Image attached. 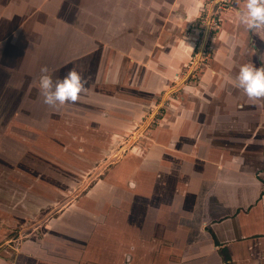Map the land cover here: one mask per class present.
Segmentation results:
<instances>
[{
  "label": "crops",
  "instance_id": "0c3cea01",
  "mask_svg": "<svg viewBox=\"0 0 264 264\" xmlns=\"http://www.w3.org/2000/svg\"><path fill=\"white\" fill-rule=\"evenodd\" d=\"M86 1L90 16L83 25L90 32L83 33L84 41L75 31L68 34V48L61 54L64 49L58 52L52 41L62 39L49 28L50 40L43 37L40 42L51 48L34 54L35 58H47L42 61L46 64L55 56L68 57L74 61L68 64V71L75 69L88 82L92 74L100 73L102 80L91 82L93 87L99 83L106 92L98 93L100 100L88 90L91 87L78 104L50 108L46 114L57 118L52 129H45L52 130L53 137L46 136L69 156L75 134L65 131L68 142L58 135L62 131L57 123L63 116L68 125L83 120L101 131L113 129L119 136L132 131L154 104L156 93L183 68L192 44L185 28L201 16L207 2ZM243 3L237 0L224 13L219 31L213 34L215 58L205 71L208 83L183 84L160 126L149 132L147 145L136 143L143 134L134 132L137 138L125 157L110 166L96 184L69 194L62 204L27 226L24 230L35 232L34 238L13 247L17 249L14 259L4 252L0 264H264V146L256 145L257 139L252 141V137L261 141L262 132H249L246 121L257 104L236 86L235 79L244 64L264 66V30L251 32L240 23ZM50 63L54 73L58 63ZM223 71L230 74L229 86L223 87L213 78L212 74ZM140 89L144 90L142 99ZM240 108L244 113L237 111ZM10 121L5 131L19 132L17 138H9L20 142L9 148L18 155L11 156V162L21 171H36V175L31 180L24 175L4 180L7 209L1 215L23 222L56 201L37 186L44 185L43 177L38 176L43 164L29 160L22 147L27 121L20 118L14 127ZM38 128L41 134L35 139L42 140L43 124L32 123L30 131ZM99 150L95 154L103 157L108 148ZM55 151L58 157L60 151ZM72 158H66L67 165L56 163L55 167H79ZM60 179L55 176L45 182L59 184ZM75 181L73 178L71 183ZM85 183L90 184L88 180ZM2 192L0 189V196Z\"/></svg>",
  "mask_w": 264,
  "mask_h": 264
},
{
  "label": "rangeland",
  "instance_id": "374dc122",
  "mask_svg": "<svg viewBox=\"0 0 264 264\" xmlns=\"http://www.w3.org/2000/svg\"><path fill=\"white\" fill-rule=\"evenodd\" d=\"M86 2V0H0V118L4 115V118L0 120V189H3L2 196H0V232H2V234H0V257L4 256L6 253L14 259L17 249L14 250L13 247L23 240L26 241L34 238L36 235L35 232L27 234V230H24L27 226H32L46 211L52 208L54 209V206L62 204L65 199L68 198L69 194L73 195L81 192L82 188H89L91 184V186H93L99 181V178L105 176L110 166H113L130 152L132 144L137 138V134L135 137L133 136L134 132L143 134L140 135L141 137L144 136L142 138L139 137L140 141L137 140L136 143L142 142V144L147 145L146 142L149 132L160 126L159 122L167 112L170 101L173 98H177L182 93L181 86L183 84L192 82L200 83L203 81L208 83L209 81V74L205 75V71H208L215 58V47L212 45V38L213 34L215 35L219 29L213 33L207 32L206 29L204 30L199 24V16L194 23H191L185 28L184 33L192 38L190 39L192 47L190 54L186 57L183 68L171 80L169 79V83L163 87L159 93H156L154 104L149 106L150 109H147L148 111L145 112L141 121L132 127V131L126 133L124 136H119L112 132L113 129H109L108 132L98 130L93 123L91 124L89 116L86 119L90 123L79 120L68 125L69 121L67 117L63 116L61 122L57 123L58 121H55V123L60 126L57 125V128L59 127L62 131L59 132L58 135L64 142H68V132L65 131L70 129V132L75 134V138L71 141L73 143L70 146L71 155L69 156V152L64 155L61 149H56L55 143H53L54 139H50L46 136L47 133L52 135H49L50 137H53L54 132L52 130H45L52 129V122L57 119L48 118L46 115L48 110L50 108L61 109L62 106L57 105L51 107L43 102V97L39 89V78L42 75L40 72L41 69L44 67H51L52 63L50 62H54L55 64L58 63L55 65L57 66V72L55 71L56 73L54 72V74L49 68L48 74H50L52 78L54 77L55 81L62 80L68 72V64L74 61L72 60V62H70L69 58L63 55L55 56L56 58H53L54 61L48 58L49 61L51 60L47 62L48 66L46 63L42 62L43 60L46 61L47 58H38V56L35 58L34 54L39 49H41L40 52H44V49L51 48V46L45 43L44 48L40 42L43 40V37L50 36L46 33L49 28L54 29L56 34L62 39L58 42L57 40L52 41V43L57 44L55 49H64L61 54L66 52L65 48H68L66 37L68 34H72L75 31L76 37L78 39L79 37L83 38L84 41L83 33L87 32L86 34H88L89 30H84L83 22L86 20V17L90 16ZM113 14H115L114 11ZM68 22L71 24H68ZM47 40H50V38L48 37ZM81 48H84V46ZM60 49L58 52H60ZM82 58L84 59V57ZM82 58L81 60H83ZM36 61H38V63H36ZM220 64L222 65V62H220ZM37 71L40 73L36 76ZM58 75L59 77H56ZM212 75L216 81L223 83V87L225 84L229 86L227 77H229L230 74L226 71ZM100 78V73H95L92 74L90 81L102 80ZM91 82L87 81L86 90L93 87ZM104 87H106V84H104L103 88ZM88 90L91 92L94 91L97 100H100L97 98L99 97L98 93L102 91L106 93L100 88L99 83ZM105 91L111 93L114 90L105 89ZM85 93L86 91L81 95ZM119 93H121V90H119ZM125 93L127 92L125 91ZM143 93L144 90L140 89L139 95L141 99L143 98ZM87 95L92 96L89 94ZM82 99L81 96L79 100ZM5 102L6 104H4ZM75 104H78V102ZM256 104L257 107L251 110L252 114L250 121L248 117L246 122L249 125V132H262L261 141L258 138L252 137V141L257 139V142L255 141L254 143L262 148L264 146V99L256 102ZM15 109H17V112L20 111V114L15 112ZM64 109L66 110V108ZM237 111L244 113L243 108ZM41 115L45 118L42 119ZM20 118L27 121V132L23 135L24 142H21L23 144L22 147L27 149V158L34 162L38 161L40 166L43 164V172H38V176L43 177L44 185L37 186L56 201V203L48 204L40 213L23 222L10 220L1 215L3 209H7L4 203L8 191H5L7 187H5L4 180L9 177L21 175H24V179L27 178V180H31V176L36 175V171L30 172V169L21 171L17 168L16 163L11 162V156L16 155L18 157V155L9 150L11 145L17 141L10 138L11 136L16 137L19 132H6L5 129H9L11 124L10 119L14 127V124L16 125L20 122ZM32 123L43 124V132H45V138L42 139L43 141L40 140L41 138L39 140L35 139L41 134L39 128L36 131H30ZM238 124L239 122H236V131L239 130ZM4 138H6V142ZM16 143L18 144L20 142L17 141ZM58 144L63 145L62 143ZM41 146L45 148L43 151ZM47 147L51 148L48 149L50 151L46 150ZM106 147L108 148V152L106 151V153H103V157L95 154V152L100 151L99 149L105 150ZM55 150L60 151L58 157ZM72 156V159H75V164H81L79 167L75 166L74 168L70 166V168L62 169H57L55 167L56 163L67 165L66 158H71ZM23 172L26 173L23 174ZM55 176L59 179L61 178L59 184H48L45 182V179ZM73 178L76 180L75 184L71 183L73 182ZM89 178L93 179L90 181ZM87 180L90 184L85 183ZM33 187L35 186L33 185ZM57 187L62 188L56 189ZM73 187L75 188L73 189ZM17 188L21 189L20 187ZM35 230L37 232L38 229ZM39 230L43 231V227L39 228Z\"/></svg>",
  "mask_w": 264,
  "mask_h": 264
},
{
  "label": "clouds",
  "instance_id": "9594fccd",
  "mask_svg": "<svg viewBox=\"0 0 264 264\" xmlns=\"http://www.w3.org/2000/svg\"><path fill=\"white\" fill-rule=\"evenodd\" d=\"M238 18L247 30L260 33L264 30V0H244ZM261 38L264 39V36ZM41 73L39 89L46 105L55 107L57 104H75L86 91L87 80L75 69H70L59 81L53 80L47 67L42 68ZM235 79L236 86L242 89L253 103L264 99V66L244 64Z\"/></svg>",
  "mask_w": 264,
  "mask_h": 264
},
{
  "label": "built area",
  "instance_id": "2783aa9c",
  "mask_svg": "<svg viewBox=\"0 0 264 264\" xmlns=\"http://www.w3.org/2000/svg\"><path fill=\"white\" fill-rule=\"evenodd\" d=\"M236 2L237 0H207L203 13L198 20L199 24L210 33L220 29L224 13L233 8Z\"/></svg>",
  "mask_w": 264,
  "mask_h": 264
},
{
  "label": "flooded vegetation",
  "instance_id": "af4514ba",
  "mask_svg": "<svg viewBox=\"0 0 264 264\" xmlns=\"http://www.w3.org/2000/svg\"><path fill=\"white\" fill-rule=\"evenodd\" d=\"M5 142H6V138H4Z\"/></svg>",
  "mask_w": 264,
  "mask_h": 264
}]
</instances>
